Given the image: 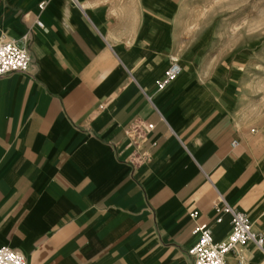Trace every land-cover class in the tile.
Segmentation results:
<instances>
[{
	"label": "crops",
	"instance_id": "0c3cea01",
	"mask_svg": "<svg viewBox=\"0 0 264 264\" xmlns=\"http://www.w3.org/2000/svg\"><path fill=\"white\" fill-rule=\"evenodd\" d=\"M151 1H132L127 44L100 0H0V38L28 35L32 57L0 76V246L26 264H192L197 225L215 240L230 231L218 195L264 235V151L220 97L175 99L203 96L200 81L158 87L173 54L142 52ZM238 260L264 264V253L247 243L226 257Z\"/></svg>",
	"mask_w": 264,
	"mask_h": 264
},
{
	"label": "rangeland",
	"instance_id": "374dc122",
	"mask_svg": "<svg viewBox=\"0 0 264 264\" xmlns=\"http://www.w3.org/2000/svg\"><path fill=\"white\" fill-rule=\"evenodd\" d=\"M100 1L118 33L116 39L127 44L134 42L139 21L133 0ZM151 3L152 8L145 9L142 18L146 29H152L146 35L142 52L165 50L175 55L186 68L185 75L191 64L196 72L190 79L206 87L203 96L187 89L179 91L175 99L187 95L189 102L203 106L220 97L234 111L246 139L264 151V0ZM95 12L101 18V13ZM159 41L165 47H160ZM170 41L179 42L170 48ZM134 49L130 47L125 56L132 58Z\"/></svg>",
	"mask_w": 264,
	"mask_h": 264
},
{
	"label": "built area",
	"instance_id": "2783aa9c",
	"mask_svg": "<svg viewBox=\"0 0 264 264\" xmlns=\"http://www.w3.org/2000/svg\"><path fill=\"white\" fill-rule=\"evenodd\" d=\"M43 2L39 4L42 8ZM39 26L42 23L36 20ZM28 35L21 39L0 38V76L11 72H27L32 57L27 47ZM180 64L173 60L164 70L158 87L161 89L170 83L179 73ZM151 126L147 125L149 129ZM138 132V131H137ZM138 136L144 137L143 132H138ZM232 146L238 144L237 140L231 142ZM217 213H228L230 215V231L221 240H215L212 227L209 223H201L194 229L198 233L196 242L188 249V254L192 264H227L228 254L240 255V251L247 243H252L264 253V235L255 231L252 222L244 211H240L231 206L221 195L217 196L214 203ZM221 217H217L215 222H220ZM239 264H241V261ZM0 264H26L25 257L19 251L0 246Z\"/></svg>",
	"mask_w": 264,
	"mask_h": 264
},
{
	"label": "bare ground",
	"instance_id": "6f19581e",
	"mask_svg": "<svg viewBox=\"0 0 264 264\" xmlns=\"http://www.w3.org/2000/svg\"><path fill=\"white\" fill-rule=\"evenodd\" d=\"M176 42H179V41H175V42H174V41H170L168 44L174 45V44H176ZM168 44H167V45H168ZM159 45H160V47H162V48L165 47L164 42H162V41H159ZM173 60L177 61V62L180 64L181 69H180L179 73L174 77V79H173L170 83H172L173 81L177 80L178 77H179L180 75L183 76V75L186 74V73H185V72H186V68H185L184 66H182L180 60H178L177 57H176L175 55H172V57H171V61H173ZM187 68H188V75H185V76H187V77L193 75V74L196 72L195 67L192 66L191 64H190V66L187 67ZM165 88H166V86H164V87L161 88V89H165Z\"/></svg>",
	"mask_w": 264,
	"mask_h": 264
}]
</instances>
